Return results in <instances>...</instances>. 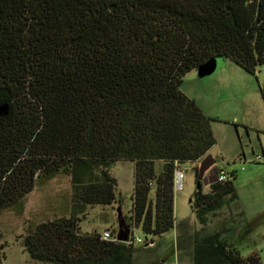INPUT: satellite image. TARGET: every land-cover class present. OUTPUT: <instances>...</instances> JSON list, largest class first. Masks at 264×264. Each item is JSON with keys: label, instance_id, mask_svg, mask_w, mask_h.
<instances>
[{"label": "trees", "instance_id": "obj_1", "mask_svg": "<svg viewBox=\"0 0 264 264\" xmlns=\"http://www.w3.org/2000/svg\"><path fill=\"white\" fill-rule=\"evenodd\" d=\"M213 58L253 76L264 66V0H0V212L58 174L72 191L69 217L23 237L34 264H133V229L144 247L173 230L174 173L215 145L212 120L180 86ZM117 162L133 165L127 242L79 228L87 208L121 204ZM235 178L196 189L203 228L236 201ZM223 233L188 237L193 264H261Z\"/></svg>", "mask_w": 264, "mask_h": 264}, {"label": "rangeland", "instance_id": "obj_2", "mask_svg": "<svg viewBox=\"0 0 264 264\" xmlns=\"http://www.w3.org/2000/svg\"><path fill=\"white\" fill-rule=\"evenodd\" d=\"M225 63L211 76L200 78L196 71L189 72L183 77L180 91L188 92V96L184 95L192 98L212 120L215 145L209 155L214 159V166L203 178V191L207 193L209 182L216 180V170L235 172L233 184L237 199L228 203L225 198L222 209L216 216H209L203 228L190 203L196 192L197 165L182 164L181 188L174 190V228L155 238L149 247H144L146 241L141 230L133 229L134 238L141 240V243L134 242L137 251L133 264H193L192 250L186 242L188 237H203L221 230L222 237L240 256L258 255L264 264V66L258 67L253 76L228 60ZM257 156L262 159L256 160ZM161 170V162H156V175ZM109 172L117 181L121 204L87 208L85 218L79 216L81 234H101L106 228L117 231L118 209L128 219L133 165L117 162ZM71 193L69 177L58 174L40 181L19 206L0 212V243L5 245L2 264L35 263L25 250L23 237L39 223L69 217ZM146 240L150 242V237Z\"/></svg>", "mask_w": 264, "mask_h": 264}, {"label": "water", "instance_id": "obj_3", "mask_svg": "<svg viewBox=\"0 0 264 264\" xmlns=\"http://www.w3.org/2000/svg\"><path fill=\"white\" fill-rule=\"evenodd\" d=\"M225 60L222 58H213L196 70L197 76L200 78L211 76L216 73L219 69L225 66ZM214 166V159L211 155H206L197 166V176H196V189H199L202 185L203 178L205 174ZM192 203V201H190ZM118 214V227H117V240L119 242H127L129 238L130 228L126 222L121 218L120 209L117 210ZM153 244V243H152Z\"/></svg>", "mask_w": 264, "mask_h": 264}, {"label": "built area", "instance_id": "obj_4", "mask_svg": "<svg viewBox=\"0 0 264 264\" xmlns=\"http://www.w3.org/2000/svg\"><path fill=\"white\" fill-rule=\"evenodd\" d=\"M262 159L260 156H257L256 160ZM200 164V161L197 163V166ZM229 172L225 170H219L216 172V181L218 182H223L228 178ZM183 180V171L181 169H177L174 173V190L180 189L181 188V183ZM101 239L104 241H111V242H116L117 236L116 234H112L111 231L105 230L101 233ZM135 242L141 243L140 239H135ZM152 245V244H150Z\"/></svg>", "mask_w": 264, "mask_h": 264}, {"label": "crops", "instance_id": "obj_5", "mask_svg": "<svg viewBox=\"0 0 264 264\" xmlns=\"http://www.w3.org/2000/svg\"><path fill=\"white\" fill-rule=\"evenodd\" d=\"M186 93H188V92H186ZM186 93L184 92V94H186ZM186 95L188 96V94H186ZM189 97H190V96H189ZM190 98H191V97H190ZM191 99H192V98H191ZM193 99H194V98H193ZM209 183H210V182H209ZM203 192H204V191H203ZM204 193H205V192H204ZM68 214L70 215L69 207H68ZM69 215H68V216H69ZM105 230H109V229L106 228V229H104L103 231H105Z\"/></svg>", "mask_w": 264, "mask_h": 264}]
</instances>
